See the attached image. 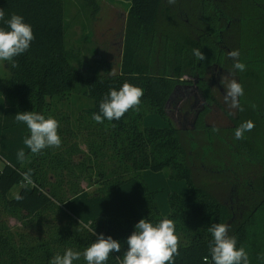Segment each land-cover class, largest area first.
I'll return each mask as SVG.
<instances>
[{
  "label": "trees",
  "instance_id": "16d2710c",
  "mask_svg": "<svg viewBox=\"0 0 264 264\" xmlns=\"http://www.w3.org/2000/svg\"><path fill=\"white\" fill-rule=\"evenodd\" d=\"M207 3L129 0L119 70L113 75L104 61L86 72L83 63L76 62L65 43L61 0H0L5 20L13 13L22 15L35 36L30 48L15 58L18 67L3 61L0 70V208L30 227L12 232L0 222V264H50L67 249L82 253L95 241L94 229L121 242V252L107 261L119 264L117 257L122 258L127 237L142 218L174 221L179 237L175 264H205V257L211 264L212 223L229 226L237 247L248 253L249 264H264V11L243 0L236 19L219 36L212 15V28L204 24ZM0 27H6L3 21ZM193 49L206 59L199 61ZM233 50L239 52L244 71L233 67L228 56ZM209 69L234 72L244 90L231 119L234 138L226 148L202 122L206 106L199 110L196 132L177 128L165 111L184 74L196 78L204 100L213 103L204 79ZM126 82L144 90L139 109L120 120L105 119L108 127L99 134L87 132L93 156L88 163L70 164L73 144L62 152L45 149L32 157L23 143L30 135L27 126L14 118L18 112L34 111L47 118L57 101L82 84L93 102L88 109L93 117L110 89L119 90ZM248 121L254 127L236 139L235 130ZM66 128H58L62 140L74 135ZM21 148L23 162L17 159ZM250 166H260L259 171L250 175ZM29 170L30 183L23 176ZM82 177L88 183L97 178L98 188H82L76 180ZM74 264L86 261L81 256Z\"/></svg>",
  "mask_w": 264,
  "mask_h": 264
},
{
  "label": "clouds",
  "instance_id": "9594fccd",
  "mask_svg": "<svg viewBox=\"0 0 264 264\" xmlns=\"http://www.w3.org/2000/svg\"><path fill=\"white\" fill-rule=\"evenodd\" d=\"M175 4L176 0H168ZM0 21L6 27H0V61H6L13 68L18 67L16 57L24 54L35 39L32 26L26 23L24 17L13 13L5 20V11L0 8ZM193 53L199 61L206 59L199 49H193ZM228 56L234 60L233 67L244 71L246 66L238 60L239 52L230 51ZM114 75V73H112ZM221 83L225 87V101L229 107H238V97L243 95V86L235 79L222 78ZM144 90L130 83H124L119 90L110 89L103 101L99 104V113H94L92 119L97 123L120 120L129 110H138ZM18 123L27 126L30 135L23 140L24 145L32 154H39L46 148H59L62 139L58 135L59 122L49 116L34 111L18 112L14 116ZM254 127L248 121L235 130V138L242 139L245 131ZM217 129H214V131ZM17 159L21 162L25 159L24 149L17 151ZM24 179L31 182V170L23 174ZM17 200L23 197L17 195ZM134 231L127 237V250L122 258L117 257L119 264H175V257L179 255V237L175 232V224L172 219L163 218L158 223L142 218L134 225ZM212 240L209 243L211 264H249L248 253L244 247H237V238L229 235V226L224 223H212L208 228ZM95 241L82 253L67 249L63 255L56 254L50 260V264H74L81 256L86 264H107L111 254L121 252V242L112 236L105 237L92 230ZM205 264H209L205 257Z\"/></svg>",
  "mask_w": 264,
  "mask_h": 264
},
{
  "label": "rangeland",
  "instance_id": "374dc122",
  "mask_svg": "<svg viewBox=\"0 0 264 264\" xmlns=\"http://www.w3.org/2000/svg\"><path fill=\"white\" fill-rule=\"evenodd\" d=\"M64 10L63 23L64 35L67 48L73 50L78 59L76 62L83 63V71L95 68L98 61L109 63V71L115 73L119 70L120 56L122 51V40L125 26V20L128 12V0H61ZM164 10V9H162ZM163 13L158 20L159 26L162 24ZM3 61H0V70H3ZM99 71L102 68L99 67ZM188 76H181L178 84L184 82ZM222 78L228 80L235 79L237 75L234 72H222L220 75V83ZM2 84V76H1ZM8 80H6L7 84ZM176 85V91H172L166 102L165 111L172 119L177 128L186 129L196 132L195 108L192 109L190 104L194 94L187 87ZM222 84V83H221ZM215 104L208 106L207 110L202 115V122L209 126L211 132L216 133L220 139L224 140L223 147L231 144L234 138L232 118L236 116L237 107L231 108L225 101V87L222 84L221 88L212 85ZM85 87L82 84H75L69 96L61 101H57L56 105L49 109L50 115L56 120H61L59 123L60 129L68 130L62 140L59 148L52 149L53 152H62L68 146L73 144L76 151L71 153L70 164L72 166L80 165L84 162L88 163L87 158L93 156L88 151V144L91 137H87V132L99 134L108 127V124L97 123L88 114V109L93 106V102L85 94ZM239 103V97H238ZM197 118V117H196ZM22 124V123H21ZM65 129V130H66ZM214 129H217L214 131ZM63 133H60L62 135ZM199 134V133H198ZM198 136V135H196ZM71 147V148H73ZM45 151V149L43 150ZM108 152V151H107ZM32 157L34 154L30 153ZM108 162L107 159H105ZM94 165L96 162H92ZM260 167V166H259ZM259 167L250 166L249 174L259 171ZM99 168V167H98ZM97 168V169H98ZM66 172V171H65ZM247 172V170H246ZM50 175V173H49ZM79 185L89 191H94L98 188L96 184L97 178H91L88 183L87 177L76 179ZM20 188V185L14 187L11 195H15ZM0 222L6 223L12 232L18 230H27L30 227L28 224H22L17 218L2 212L0 208ZM264 261V253L262 255Z\"/></svg>",
  "mask_w": 264,
  "mask_h": 264
},
{
  "label": "flooded vegetation",
  "instance_id": "af4514ba",
  "mask_svg": "<svg viewBox=\"0 0 264 264\" xmlns=\"http://www.w3.org/2000/svg\"><path fill=\"white\" fill-rule=\"evenodd\" d=\"M189 1V0H188ZM242 1L243 0H208L207 3V17L206 20L204 21V24L206 25V28L211 29L212 28V22L210 21V16L212 15L215 18V21H213V28L215 27H219L218 30V35L220 36L221 34V30L223 28H229L230 27V23L232 22L233 19H236L237 17V9H239L242 5ZM248 3L250 5L255 4L256 6L259 7L260 12L262 13L264 11V0H247ZM195 2H193L192 4H194ZM172 7V5H171ZM193 8L195 7L196 10H198L197 12H200L199 10V6L198 5H193ZM257 10V11H259ZM208 33V31H207ZM210 34V31H209ZM230 39L233 38L234 36L231 34L229 35ZM220 40V39H218ZM222 72L219 70L216 71L215 69H209L206 72V77L204 78L206 80V82L209 85L210 88V92L213 94V84H215L216 87L221 88L222 84L220 83V75L222 74ZM226 72V71H225ZM229 72V71H227ZM183 76H188L187 74L182 75ZM183 87H187V89L190 90L191 93H195L196 91V95L194 94L192 99V102L190 104V107H192V109L195 108V119L198 116L199 110L204 109V106H206V108H208V106H211L212 103H207L202 95V90L200 88V86L198 85L197 79L196 78H192L190 76L187 77L186 80H184V82H181V84L178 85H182ZM177 85V84H176ZM174 86L173 91H176V87ZM214 96V95H213ZM215 98V97H214ZM215 104V100L213 101V105Z\"/></svg>",
  "mask_w": 264,
  "mask_h": 264
},
{
  "label": "water",
  "instance_id": "95a60500",
  "mask_svg": "<svg viewBox=\"0 0 264 264\" xmlns=\"http://www.w3.org/2000/svg\"><path fill=\"white\" fill-rule=\"evenodd\" d=\"M129 1V0H128Z\"/></svg>",
  "mask_w": 264,
  "mask_h": 264
}]
</instances>
